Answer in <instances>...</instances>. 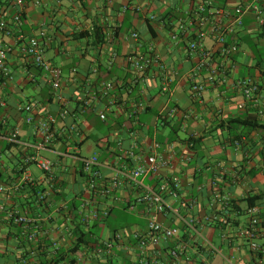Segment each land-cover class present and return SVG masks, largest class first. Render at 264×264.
Returning <instances> with one entry per match:
<instances>
[{
	"label": "crops",
	"instance_id": "obj_1",
	"mask_svg": "<svg viewBox=\"0 0 264 264\" xmlns=\"http://www.w3.org/2000/svg\"><path fill=\"white\" fill-rule=\"evenodd\" d=\"M20 1L0 0V15L7 23L6 29L0 30V47L8 50L6 64L10 71L0 85L1 131L3 134L18 128L20 141L34 143L37 123L54 119L52 151L41 152V156H52L42 157L53 164L55 187L47 205L38 207L35 195L46 185L32 171L31 167L37 168L32 164L28 172L39 180L37 186L9 199L0 197L5 210L35 219L33 226H17L5 221L0 212V264H50L57 252L69 254L75 247L73 231L77 226L89 229L94 222L99 234L104 229L109 234L107 239L98 236V242L109 240L117 231L128 237L108 256L98 254L94 245L82 244L83 255L76 264H132L137 251L129 236L146 227L142 208L133 207L135 190L126 184L109 196L92 195L88 213L107 211L108 215L100 221L83 222L80 207L86 195L82 166L58 154H73L78 148L82 157L97 155L109 184L116 170L136 164L126 156L128 150L135 147L136 154L145 158L154 142L160 144L159 153L170 156V167L161 171L158 179L146 178L145 183L179 178L182 188L174 206L196 200L193 216L203 219L217 214L218 218L227 215L229 219L226 227L216 223L201 229L224 254L214 256L212 264H224V258L230 264H264V219L258 251H252L238 235L249 220L243 200L257 197L264 214V25L253 14L244 17L243 25L228 38L237 44L238 52L228 60L216 57L226 69V82L208 85L199 100L192 98L188 76L197 54L187 48L190 39L176 45L170 35L205 0ZM246 1L251 0H212L213 5L227 11ZM257 3L264 11V0ZM16 13H20V23L13 21ZM96 29L104 33L100 44L95 43ZM133 32L139 34V42L130 37ZM32 38L38 40L45 60L61 71L57 91L23 55ZM203 43L208 49H217L211 38ZM150 45L159 64L135 71L129 58ZM205 75H200V81ZM167 81L169 92L162 90ZM244 82L257 85L258 90L246 95ZM108 83L112 87L104 94ZM28 104L34 118L31 125L24 122L27 114L18 110ZM100 114L105 120L99 118ZM89 139L93 146H88L89 155H84ZM7 146V141L0 139V182L14 178L24 153L20 145ZM216 194L228 197L241 212L230 214L221 209L213 201ZM121 211L133 213L135 221L120 227L110 223L114 216L122 217ZM165 224L176 228L181 237L187 236L177 220L169 217Z\"/></svg>",
	"mask_w": 264,
	"mask_h": 264
},
{
	"label": "built area",
	"instance_id": "obj_2",
	"mask_svg": "<svg viewBox=\"0 0 264 264\" xmlns=\"http://www.w3.org/2000/svg\"><path fill=\"white\" fill-rule=\"evenodd\" d=\"M16 2L17 4L21 3L20 0H16ZM248 14H253L258 22L264 25V11L258 5L257 0L243 2L231 11L213 5L212 0H205L193 11L187 22L180 21L176 30L172 32L170 39L174 44L178 45L190 39L187 42V48L197 54V62L188 75L192 84V98L200 100L208 85L226 82V69L224 65L216 61V57L221 60H228L238 52L237 44L229 42L228 38L233 35L236 28L243 25V19ZM223 18L227 21L224 22ZM13 21L21 22L20 13L14 15ZM6 27L7 23L4 16L0 15V30H5ZM130 37L139 42L138 33L133 32ZM207 38L212 39L217 48L215 51L204 46L203 42ZM7 52L6 48L0 47V78L3 79L10 76V71L6 65ZM23 55L31 58L33 63L40 68L54 91L60 89L61 71L45 60L37 39L29 40L23 49ZM159 61L152 45L147 47L144 52L129 58V64L137 72H143L152 64H159ZM203 72H206L205 80L200 81V75ZM242 86L246 95L256 91V87L248 82L242 83ZM111 87L112 84H106L104 94H108ZM162 90L170 91L169 81L164 84ZM18 110L27 114L24 119L25 124L34 123L31 105L21 106ZM99 118L105 120V115L100 114ZM53 124V118L38 122L37 141L34 143L20 141L18 128H13L5 132L6 134H2L0 131V139L4 138L8 144L20 145L24 151L22 163L14 178L8 182H0V197L9 199L11 195L37 186L39 180L34 179L28 172V167L34 164L42 172L41 182L46 185L45 190L39 191L35 195V204L40 208L47 205L46 202L55 187L53 164L50 160L43 158L41 152L52 151L50 144L54 138ZM159 147L160 144L154 142L151 146V153L145 158L136 154L135 147H132L127 151L126 156L135 160L136 164L130 169L116 170L109 184H106L101 173L102 164L97 155L82 157L78 148L74 149L73 154L60 153L58 155L71 157L82 166L85 177L83 194L86 195V198L82 199L80 207L83 222L88 223L90 219L100 221L108 215L107 211L88 213L87 208L92 195L109 196L126 184L135 190L136 201L133 207L140 206L142 208L141 215L146 220V227L144 230L133 232L129 236V239L131 238L135 243L134 247L137 251L132 264H212L214 256L223 257L224 254L210 239L203 235L201 229L206 225L219 222L227 224V221L218 218L217 214L206 215L203 219L193 216L191 211L197 206L196 200H190L186 204L180 205L183 208L174 206L173 201L178 200L182 188V182L179 178H164L152 185L145 183L146 178L158 179L161 171L170 167V156L159 153L157 151ZM213 201L220 204L223 210H226L230 204L228 197H222L219 194L213 197ZM0 212L4 214L5 221L17 226L29 227L35 223V219L27 214L20 215L18 212L5 210L3 206H0ZM246 214L249 217L248 223L238 235L248 242L252 251H258L257 240L262 223L260 209L258 207L248 208ZM169 217L177 220L183 226L187 236L181 237L176 228L165 224V220ZM127 237L124 232L117 231L112 234L109 240L97 242L94 248L98 254L112 255L114 248L117 245H123ZM126 248L131 249L130 246H126ZM224 259V264H230L228 258Z\"/></svg>",
	"mask_w": 264,
	"mask_h": 264
},
{
	"label": "trees",
	"instance_id": "obj_3",
	"mask_svg": "<svg viewBox=\"0 0 264 264\" xmlns=\"http://www.w3.org/2000/svg\"><path fill=\"white\" fill-rule=\"evenodd\" d=\"M216 1H218V0H216ZM192 14H193V12L189 13V15L187 14V18L191 17ZM166 15H170V14H166ZM166 17H168V16H166ZM192 20H194V19L192 18ZM169 29L172 30V27H170ZM94 37H95V43L96 44H100L104 41V33L101 31V29L95 30ZM26 58L28 59L29 57H26ZM29 61H31L33 63L31 58H29ZM33 65H34V67H36L37 69L40 70V68H38L34 63H33ZM3 82H4L3 78H0V85ZM254 86L256 87V91H257L258 86L257 85H254ZM1 130H2V123L0 124V131ZM237 139H239V138H237ZM11 146L16 147L17 145L8 144L7 147L10 148ZM0 178H1V171H0ZM257 201H258L257 197H247L245 200H243V202H246L247 208L258 207ZM226 211H230V214L233 212L234 213H240L241 212V210L237 209L235 206V203L231 200H230V204H229L228 208H226ZM260 217H261V219H264V214H262L261 210H260ZM225 218L227 219L226 221L228 224L229 219H228L227 215L222 216V219H225ZM230 221H231V218H230ZM219 224L222 225V227L227 226V224H224V223L222 224L221 222H219ZM97 226H98V224L96 222H94L89 229H84L83 226H77L76 229L73 231V237L76 238L75 239V242H76L75 247L69 251V254L57 252V256L55 257L53 262H51L50 264H59L60 262L65 261V259H68L67 264H76L77 259L82 258V255H83L82 250H80L81 245L85 244L87 246H90V245H95L98 242L97 239H98L99 230H98Z\"/></svg>",
	"mask_w": 264,
	"mask_h": 264
},
{
	"label": "rangeland",
	"instance_id": "obj_4",
	"mask_svg": "<svg viewBox=\"0 0 264 264\" xmlns=\"http://www.w3.org/2000/svg\"><path fill=\"white\" fill-rule=\"evenodd\" d=\"M88 146H93V140H90L89 139L85 143L84 150H83L84 155H89V153H88ZM42 156L45 157V158H48V159H52V156L51 155H48V154H45V153H43ZM4 162H6V161H4ZM31 169L37 175L42 176V172L39 171L35 166L31 167ZM121 212L122 213L120 215L122 217L117 216L116 217L117 219H115V216H114L112 218V220L110 221V223H114V224L117 223L116 226L117 227H120V226H122L125 223H128L129 224V223H133L135 221V217H134L133 213H131V212L125 213L124 211H121ZM107 232L108 231L106 229H104V231L101 234H99L100 232L98 233V236H100L102 239H107L108 236H109V234Z\"/></svg>",
	"mask_w": 264,
	"mask_h": 264
}]
</instances>
